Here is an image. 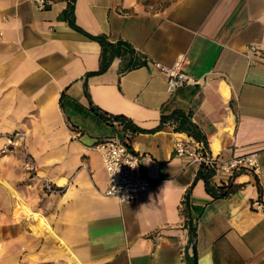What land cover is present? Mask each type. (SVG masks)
Masks as SVG:
<instances>
[{
  "label": "crops",
  "instance_id": "1",
  "mask_svg": "<svg viewBox=\"0 0 264 264\" xmlns=\"http://www.w3.org/2000/svg\"><path fill=\"white\" fill-rule=\"evenodd\" d=\"M45 2L0 0V264H264V209L251 206L264 201V0ZM98 35L146 62L115 57L98 72ZM179 60L196 82L169 92L157 64ZM15 131L23 144L9 149ZM110 137L153 184L130 202L105 194L96 145ZM178 140L255 154L259 171L229 179L177 156Z\"/></svg>",
  "mask_w": 264,
  "mask_h": 264
},
{
  "label": "built area",
  "instance_id": "2",
  "mask_svg": "<svg viewBox=\"0 0 264 264\" xmlns=\"http://www.w3.org/2000/svg\"><path fill=\"white\" fill-rule=\"evenodd\" d=\"M35 6L42 10L46 7L45 0H33ZM255 50V48L253 47ZM161 67L166 75L167 90L174 92L175 89L184 84L195 83L196 80L183 68L181 61H177L171 67ZM24 133L13 132L9 137V149L22 146ZM96 147L102 153L105 170L108 175L109 184L105 190L106 195L116 197L120 202H130L142 192L153 187L151 180L145 175L141 167V157L134 154L128 144L119 137L106 138L97 143ZM177 156L189 158L190 162L196 163L206 169H212L217 173L227 176L229 179L235 177L241 170L251 172L259 171V162L255 154H245L223 158L212 152L208 146L192 141L178 140L174 145ZM25 167L33 177H38L33 160L23 151ZM42 187L45 192H58L60 189L48 178H42ZM251 206L256 210L264 209V201L258 199Z\"/></svg>",
  "mask_w": 264,
  "mask_h": 264
},
{
  "label": "trees",
  "instance_id": "3",
  "mask_svg": "<svg viewBox=\"0 0 264 264\" xmlns=\"http://www.w3.org/2000/svg\"><path fill=\"white\" fill-rule=\"evenodd\" d=\"M93 38L98 40L102 47L101 58H100V68L98 72L105 71L108 68L111 61L113 60V58L115 57H122L125 60H127V64L125 68L137 67L146 62L144 55L138 53L135 50V48L129 42L125 40L120 39L115 42H112V41H109L103 35L93 36ZM168 117H172V118L179 120L177 129L186 131L189 135H191L197 141L205 142L203 134L200 132L199 127L191 121L189 113L185 114L184 112H181V111H174ZM108 118L119 120L120 122L124 123L126 126H128L130 123L129 120L124 116L112 115V116H109ZM209 173L210 171L205 172L204 170H201L199 175L203 176L206 179L208 189L211 190L213 193H215L209 187V184L207 181V177L209 176ZM223 193H224V190H221L219 194H223ZM190 232H191V239L194 240V237H195L194 227L190 226Z\"/></svg>",
  "mask_w": 264,
  "mask_h": 264
}]
</instances>
